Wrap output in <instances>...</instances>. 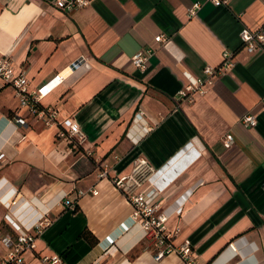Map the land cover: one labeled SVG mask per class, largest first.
Masks as SVG:
<instances>
[{
    "label": "crops",
    "instance_id": "crops-1",
    "mask_svg": "<svg viewBox=\"0 0 264 264\" xmlns=\"http://www.w3.org/2000/svg\"><path fill=\"white\" fill-rule=\"evenodd\" d=\"M194 1L91 0L67 13L52 0H0V53L30 88L63 75L40 100L54 109L50 124L0 82V261L15 225L46 218L35 248L5 264H45L40 256L56 253L62 264H264V43L248 52L239 37L262 23L264 0H200L189 14ZM148 46L138 70L131 56ZM225 50L234 67L183 97ZM247 113L255 125L242 124ZM68 118L83 140L59 135ZM139 160L154 170L136 190L156 188L152 198L178 228L173 243L190 244L189 259H155L130 220L133 206L115 180Z\"/></svg>",
    "mask_w": 264,
    "mask_h": 264
},
{
    "label": "built area",
    "instance_id": "built-area-1",
    "mask_svg": "<svg viewBox=\"0 0 264 264\" xmlns=\"http://www.w3.org/2000/svg\"><path fill=\"white\" fill-rule=\"evenodd\" d=\"M91 0H52L54 6L62 9L65 12H71L77 8L86 6ZM213 4H222L226 0H209ZM201 1L195 0L189 8V14H193L200 6ZM239 37L242 42V47L252 52L256 49L263 48L264 43V17L262 23L255 28L243 26L239 31ZM156 41H163L166 39L164 34H157L154 36ZM153 49L148 46L138 49L131 56V62L135 68L143 71L146 68V62ZM80 59L76 60L72 66L77 65ZM71 66V67H72ZM234 67V60L232 53L228 50L223 52V58L217 66H204L203 76L198 78H190L188 83L180 91V94L186 96L188 100H192L191 92L202 93L205 91V86L210 84L216 74H222L227 70ZM63 80V75L56 73L47 83L33 89L29 87L28 78L24 70L18 69L12 58L5 54L0 53V82L8 84L14 88L20 106H25L27 110L35 115L44 116L46 123H51L55 115L54 109L51 107L39 106L41 98L53 87ZM264 107V94L261 98ZM16 122L24 124L25 121L21 117L14 119ZM64 128L59 130L61 137H74L77 141L85 138V133L80 128L77 122L68 118L64 120ZM241 122L244 126H253L256 124V117L252 113L244 114L241 117ZM233 141L232 134L227 133L224 138V145L229 146ZM154 168L144 160H139L134 166L133 174L128 177H118L115 183L119 185L125 192L127 198L132 204V212L129 218L132 222H136L142 229L143 239L147 240L153 249V256L155 259H160L168 254L174 253L183 259H189L191 254V246L187 241H182L179 244L173 243V236L178 232V228H170L168 226L169 213L167 208L164 207L160 201L152 198L156 188L152 187L146 193L137 191L136 188L140 182L153 172ZM102 171L100 175H104ZM93 193L95 190H91ZM78 193H83L79 190ZM65 205H72V200L65 198ZM48 223V219L42 218L33 222L28 227L15 225L17 229L14 238L6 237L3 239L4 243L9 246L7 256L0 261V264L13 261L21 263L20 252L23 249L35 248V237L41 231L43 226ZM45 264H62V258L59 254H43L40 256Z\"/></svg>",
    "mask_w": 264,
    "mask_h": 264
},
{
    "label": "trees",
    "instance_id": "trees-1",
    "mask_svg": "<svg viewBox=\"0 0 264 264\" xmlns=\"http://www.w3.org/2000/svg\"><path fill=\"white\" fill-rule=\"evenodd\" d=\"M39 106H41V105L39 104Z\"/></svg>",
    "mask_w": 264,
    "mask_h": 264
}]
</instances>
